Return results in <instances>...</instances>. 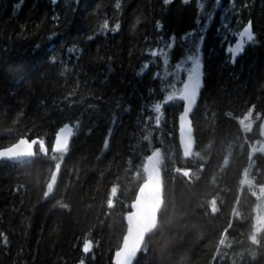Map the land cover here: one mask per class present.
<instances>
[{
	"label": "trees",
	"instance_id": "16d2710c",
	"mask_svg": "<svg viewBox=\"0 0 264 264\" xmlns=\"http://www.w3.org/2000/svg\"><path fill=\"white\" fill-rule=\"evenodd\" d=\"M120 2L117 10L116 0H80L78 5L75 0H59L56 5L51 0H0V148L20 138L43 139L51 155L58 129L80 120L47 199L44 182L55 161L41 155L32 166L0 162V264H80L82 259L85 264H113L126 227L127 206L141 183L135 173L142 174V160L153 149L164 157L163 181L175 208L169 209L174 212L171 222L154 237L142 264H174L177 253L188 249L190 264H212L216 242L229 222L227 239L232 248L221 249L227 253L222 264L233 260L264 264V239L260 248L248 239L257 201L248 186L239 183L245 168L249 179L264 183V154L257 152L248 159L249 144L264 143L259 129L264 116V0H235L234 6L231 0H221L211 7V0H201L210 18L197 8L196 0ZM137 17L140 23L133 30ZM104 19L110 27L119 22L120 31L87 41L86 35L98 33ZM249 20L258 43H246L233 64L227 49L238 37L232 33L242 31ZM188 33L196 36L182 39ZM201 34L205 82L193 126L194 152L199 151L202 160L183 157L178 136L181 102L164 105L159 128L154 119H144L155 117L150 107L164 96L162 81L153 79L155 73H163L162 56L152 57L150 51L166 52L171 69L195 51ZM170 43L173 46L166 47ZM73 44L85 56L83 73L76 70L80 87L69 96L76 77L60 75L59 59L69 67L75 64L68 62L65 51ZM51 55L58 57L57 65L49 63ZM145 63L149 67L138 75ZM253 105V118L260 114L261 120L255 119L252 132L244 133L239 119ZM149 133L150 145L143 139ZM176 167L200 179L189 182L174 171ZM113 186L118 188L115 207L108 209ZM212 199L217 202L215 214ZM57 201L68 207H59ZM234 208L240 216L232 215ZM85 239L94 243L87 254L81 250ZM249 250L256 252L255 259Z\"/></svg>",
	"mask_w": 264,
	"mask_h": 264
},
{
	"label": "snow or ice",
	"instance_id": "6c2138e0",
	"mask_svg": "<svg viewBox=\"0 0 264 264\" xmlns=\"http://www.w3.org/2000/svg\"><path fill=\"white\" fill-rule=\"evenodd\" d=\"M59 0H51L53 5L58 4ZM164 4H168L171 0H163ZM185 4L189 3V0H183ZM233 6L235 5V0H231ZM75 3L78 5L80 0H75ZM221 0H211L210 7L212 5H220ZM197 8L204 13L207 18H210L211 13L205 11V3L201 0H196ZM243 7H248L247 4ZM115 8L117 10L121 9L120 0H116ZM70 11H75V9L70 8ZM54 20H59V16L54 15ZM199 22V21H198ZM140 23V18L137 17L132 28L135 30V27ZM157 28H160L161 25L157 23ZM225 28L228 26L225 25ZM121 25L119 22H116L110 27L108 19H104L100 25V31L98 33H90L86 35V40L91 42L96 39L97 35H107L109 32L115 34L120 31ZM232 35L238 37V41L234 46H229L227 49L230 53V62L235 63L236 57L241 55L245 51V45L252 44L255 45L258 43L257 37L253 31L252 21L249 20L247 24L243 27L242 31L238 33H232ZM196 36V33H188L185 37H182L184 40H188L190 37ZM199 43L194 44L195 51L190 52L180 61L172 65L170 69L168 67L170 61L166 52L162 50H152L150 55L156 57L158 55L162 56L163 63V73L157 72L154 74L153 79L159 78L162 81L161 91L164 92V96L161 100L155 102L151 105L150 111L154 112L156 115L145 117V122L153 120L155 121V126L159 128L161 123V116L163 115L164 105L175 103L177 101L182 103V112L179 116V138L180 143L183 148V157L191 158L195 156L198 159H203L199 151L194 152L195 146V137H194V126L193 120L195 119V110L197 109L198 101L201 94V89L203 87V63L201 60V48L200 43L203 42L204 36L201 34L197 37ZM172 41L175 40V37L171 38ZM170 43L166 47H172ZM68 54V62L75 61V64L72 67H69L64 59H59V67L61 69L60 75L65 77L67 74H72L75 79L74 88L72 93L69 94L75 95V92L80 87L79 69L80 73H83V65L81 63L82 58L85 56L84 50L73 44L71 47H68L66 50ZM49 63L52 65L58 64V57L56 55H51L49 58ZM101 59V58H97ZM111 56L108 57L110 61ZM149 67L148 63H145L138 75H143L144 70ZM109 71L111 69L109 68ZM86 75V73H84ZM183 74V78H181ZM171 77V79H169ZM179 85V86H178ZM68 97H66L67 99ZM100 99H103L100 97ZM41 105L44 104L43 100H40ZM71 106V105H70ZM120 107L119 103L116 105ZM93 107V105H89ZM130 109H125L129 111ZM62 111V109H61ZM255 111V106L253 105L248 109L247 113L243 118L239 119V124L244 133H250L253 130V113ZM256 120H261V115L257 114L255 117ZM111 123L113 126L117 124V117L113 114ZM80 128V120L77 119L73 123H65L61 126L55 135V141L51 148V155H49V148L45 145L43 139H25L20 138L14 143H10L6 147L0 148V161L3 162H12L13 164H20L24 166H32L36 163L38 156L47 157L52 161H55L53 167L49 169L50 176L45 180V190L43 192V198L47 199L50 195L53 194L55 187L57 185V178L61 170V163L63 162V157L67 155L70 150L72 138L77 134ZM260 135L264 136V121H261L259 125ZM112 128L108 130V136L111 137ZM151 134L145 135L143 139L151 144L150 139ZM248 141L245 140V143ZM108 139L104 141V148H108ZM256 145H259L257 147ZM208 147H211L209 144ZM243 147V145L241 146ZM250 152L248 159L252 160L253 155L257 152L264 154V143L257 140L255 144H249ZM131 164V160L128 161ZM164 163V157L159 149H153L150 155H147L143 158L141 171H136L135 177L141 180V183L138 186V193L135 196L134 201L128 205L129 211L124 216L126 221L125 230L121 236V239L118 241L117 246L114 250L113 264H142V260L146 258L147 254L150 251V246L154 237L164 229V227L171 222L173 213H170L169 209L175 208V205L171 203L166 194L164 181L161 177V170ZM176 173L181 174L183 177L188 178L189 182L193 179H200L197 175L193 177V174L190 170L182 169L179 167L174 168ZM198 171H202L198 169ZM241 186L247 185L252 196L256 198L257 204L255 206L254 212L255 215L251 223V233L248 237L251 245L260 248L262 244V239H264V183L257 185L254 180L249 179V168H245L243 171L242 178L239 181ZM118 188L113 186L110 190V195L106 201L107 208L113 209L115 207L113 198L117 196ZM236 203L239 204V198H237ZM57 204L61 208H67L68 205L64 204L61 201H57ZM211 212L215 214L218 211L216 199L210 201ZM110 214V213H109ZM232 215L234 217L240 216V213L233 209ZM232 227L231 222H229L228 227L225 228L219 236L218 241L215 245V250L212 254L211 261L212 264H222L223 259L227 256V253H222L221 249H230L232 244L228 242V229ZM3 234H0L2 236ZM3 242L7 245V237L3 236ZM98 246V243L97 245ZM94 243L90 239H85L82 246V252L87 254L92 252ZM249 255L252 259L256 258V252L249 250ZM241 259H243L244 253L239 254ZM217 257H220V260H217ZM191 259V249L185 250L183 252L177 253V257L174 261V264H190ZM80 264H85L84 260L80 261ZM232 264H236V261L233 260Z\"/></svg>",
	"mask_w": 264,
	"mask_h": 264
},
{
	"label": "water",
	"instance_id": "95a60500",
	"mask_svg": "<svg viewBox=\"0 0 264 264\" xmlns=\"http://www.w3.org/2000/svg\"><path fill=\"white\" fill-rule=\"evenodd\" d=\"M237 58H238V56L236 57V59H237ZM203 74H204V67H203ZM204 82H205V75H203V87H202V89H201V94H200V98H199L198 103H199L200 100H201V96H202L203 89H204ZM261 121H264V116H263V118H262ZM262 137L264 138V136H262ZM25 139H27V138H25ZM72 139H73V138H72ZM179 143H180V138H179ZM180 146H181V149H182V152H183V148H182L181 143H180ZM195 146H196V143H195ZM195 146H194L193 151L195 150ZM186 159H189V158H186ZM0 162H3V161H0ZM9 163H12V162H9ZM12 164H13V163H12ZM161 177H162V180H163L162 171H161Z\"/></svg>",
	"mask_w": 264,
	"mask_h": 264
},
{
	"label": "rangeland",
	"instance_id": "374dc122",
	"mask_svg": "<svg viewBox=\"0 0 264 264\" xmlns=\"http://www.w3.org/2000/svg\"><path fill=\"white\" fill-rule=\"evenodd\" d=\"M253 120L256 121L254 118H253ZM254 124H255V122H254ZM254 124H253V125H254Z\"/></svg>",
	"mask_w": 264,
	"mask_h": 264
},
{
	"label": "bare ground",
	"instance_id": "6f19581e",
	"mask_svg": "<svg viewBox=\"0 0 264 264\" xmlns=\"http://www.w3.org/2000/svg\"><path fill=\"white\" fill-rule=\"evenodd\" d=\"M179 129V128H178ZM179 136V135H178Z\"/></svg>",
	"mask_w": 264,
	"mask_h": 264
}]
</instances>
